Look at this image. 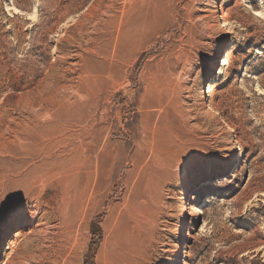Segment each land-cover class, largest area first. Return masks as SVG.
Listing matches in <instances>:
<instances>
[{
	"label": "rangeland",
	"instance_id": "rangeland-1",
	"mask_svg": "<svg viewBox=\"0 0 264 264\" xmlns=\"http://www.w3.org/2000/svg\"><path fill=\"white\" fill-rule=\"evenodd\" d=\"M263 42L264 0H0V264H264Z\"/></svg>",
	"mask_w": 264,
	"mask_h": 264
},
{
	"label": "bare ground",
	"instance_id": "bare-ground-1",
	"mask_svg": "<svg viewBox=\"0 0 264 264\" xmlns=\"http://www.w3.org/2000/svg\"><path fill=\"white\" fill-rule=\"evenodd\" d=\"M223 5L224 4L219 1L218 4L215 6V9L212 11L213 19H215L216 21H220V19H221V11H222ZM257 13H259V11L254 10V14L257 15ZM206 88H207V84L205 85V82L202 81L201 82V85L199 87V93H200V97L201 98H205L206 99V97H207V95L205 94ZM225 130L226 131L229 130V125L228 124H226ZM229 151L231 153H235L237 151V143H236L235 140H233V142L231 143V146L229 148ZM238 162H240V161L238 160ZM207 184H208L207 182H204L202 184L201 188H205L207 186ZM194 193H196V192H194ZM195 200H196L195 194H191V196L189 198L190 203L193 202V201H195ZM202 207H203V204H201L200 206H198V205L193 206L192 211H190L188 213V215L191 217L190 220H189V216H187V215L184 216V218L182 220V230H181V234H180V236L182 238L188 235V229H189V227L187 226V223H189V221H190V223L193 222L192 216L194 215V213H200ZM25 234H27L26 231H25V229L24 230H22V229L21 230H18L17 232H15V234H13L12 242L19 241L20 239H22L25 236ZM181 253H183V250H182V248H179L178 255H180ZM177 264H184V261L182 260L181 257H178Z\"/></svg>",
	"mask_w": 264,
	"mask_h": 264
},
{
	"label": "trees",
	"instance_id": "trees-1",
	"mask_svg": "<svg viewBox=\"0 0 264 264\" xmlns=\"http://www.w3.org/2000/svg\"><path fill=\"white\" fill-rule=\"evenodd\" d=\"M263 44H264V42H263ZM257 59L260 62V68H261V71H259V74L264 75V52L258 53ZM262 86L264 87V84H262ZM87 264H94V263L91 259V263H89L87 260Z\"/></svg>",
	"mask_w": 264,
	"mask_h": 264
},
{
	"label": "snow or ice",
	"instance_id": "snow-or-ice-1",
	"mask_svg": "<svg viewBox=\"0 0 264 264\" xmlns=\"http://www.w3.org/2000/svg\"><path fill=\"white\" fill-rule=\"evenodd\" d=\"M257 15H260V13H257Z\"/></svg>",
	"mask_w": 264,
	"mask_h": 264
}]
</instances>
